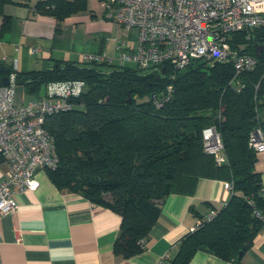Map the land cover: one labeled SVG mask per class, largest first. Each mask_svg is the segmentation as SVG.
<instances>
[{"label":"trees","instance_id":"trees-1","mask_svg":"<svg viewBox=\"0 0 264 264\" xmlns=\"http://www.w3.org/2000/svg\"><path fill=\"white\" fill-rule=\"evenodd\" d=\"M11 2L32 3L34 11L57 20L79 6L66 0H0V28L9 21L3 7ZM229 42L251 55L262 48L256 67L236 76L240 91L229 84L233 65L216 60L195 59L179 69L168 63L140 68L117 62L116 52L112 61L54 59L41 70L1 63L7 71L0 76L14 70L16 86L29 95L41 96L49 82H84L82 92L69 98L70 109L44 118L58 158L45 171L56 187L120 215L116 254L140 253L139 241L156 222L162 200L170 193L192 194L199 178L229 182V198L212 220L179 239L167 264H189L200 248L238 262L261 229L254 214L264 210L261 175L254 169L257 153L249 137L257 127L264 131V27L242 29ZM169 85L171 99L158 107L155 100ZM209 126L219 133L225 156L220 164L203 149L202 130Z\"/></svg>","mask_w":264,"mask_h":264},{"label":"crops","instance_id":"crops-1","mask_svg":"<svg viewBox=\"0 0 264 264\" xmlns=\"http://www.w3.org/2000/svg\"><path fill=\"white\" fill-rule=\"evenodd\" d=\"M78 8L63 19L34 11L32 3L11 2L3 7L8 23L0 28V63L16 70H41L54 59L82 61L83 54L104 51L116 56L118 39L125 48L137 44L136 29L124 31L113 20L102 18L100 0H66ZM36 48L30 53L29 48ZM18 97L29 95L19 86ZM255 171L261 175L264 199V152L257 154ZM7 163H0V181ZM39 186L32 192H15L17 209L0 216L1 264H155L158 258L177 249V242L211 208L219 210L230 195L225 180L199 178L192 194L170 193L160 203V211L150 228L140 253L122 257L113 250L119 232L120 215L94 203L79 193L60 189L45 170L36 174ZM189 264H264V230L253 237L238 262L218 258L200 248Z\"/></svg>","mask_w":264,"mask_h":264},{"label":"built area","instance_id":"built-area-1","mask_svg":"<svg viewBox=\"0 0 264 264\" xmlns=\"http://www.w3.org/2000/svg\"><path fill=\"white\" fill-rule=\"evenodd\" d=\"M30 3L36 0H17ZM105 8L102 18L113 20L124 31L136 29L137 44L125 48L118 39L115 50L117 62H132L140 68L165 65L175 68L187 66L195 59L207 62H229L234 76L229 84L240 91L243 84L236 77L257 65L256 55L234 50L229 42L231 34L242 29L264 27V0H100ZM36 49L29 48L30 53ZM91 61H112L104 51L83 54ZM16 60L11 64L16 69ZM8 76V84H0V155L7 163L4 178L0 181V216L17 209L15 192H32L40 184L39 170L54 168L58 158L52 136L43 128L46 115L72 107L70 97L79 95L82 80L54 81L46 84L44 93L23 102L18 97L15 73ZM172 87L155 104L161 107L171 99ZM203 149L214 156L216 163L225 161L219 133L213 126L202 130ZM249 145L258 154L264 152V131L257 127L249 137ZM226 189L231 184L225 182ZM209 209L189 230L216 215ZM264 230V210H255ZM139 244L144 248L145 240ZM170 253L162 254L155 264H167ZM1 264V263H0Z\"/></svg>","mask_w":264,"mask_h":264},{"label":"water","instance_id":"water-1","mask_svg":"<svg viewBox=\"0 0 264 264\" xmlns=\"http://www.w3.org/2000/svg\"><path fill=\"white\" fill-rule=\"evenodd\" d=\"M261 49H262V48H260V49H256V51H255L256 55H259ZM6 71H7V67L0 63V74H1V73H5ZM0 81L2 82V84L7 85V84L9 83V82H8V76L5 75V74L1 75V76H0ZM241 254H242V253H239V256H238V257H240Z\"/></svg>","mask_w":264,"mask_h":264}]
</instances>
